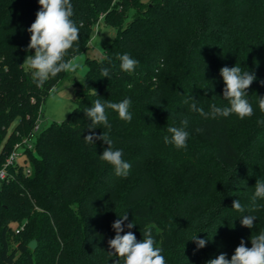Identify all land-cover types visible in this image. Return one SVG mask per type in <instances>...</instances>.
Masks as SVG:
<instances>
[{
	"label": "trees",
	"instance_id": "16d2710c",
	"mask_svg": "<svg viewBox=\"0 0 264 264\" xmlns=\"http://www.w3.org/2000/svg\"><path fill=\"white\" fill-rule=\"evenodd\" d=\"M71 3L79 40L66 60L89 48L101 22L116 34L102 60L87 58L76 107L38 131L43 102L69 72L37 86L22 63L34 55L27 29L38 0H0V169L15 143L34 135L33 148H23L27 159L7 166L0 180V264H113L112 224L126 213L137 240L152 229L166 264H206L220 253L230 259L241 239L251 247V236L264 231V200L252 201L256 181H264V0ZM125 53L139 62L132 73L120 68L117 56ZM236 65L256 76L246 97L253 115L212 118L211 105L229 106L220 69ZM125 98L131 122L107 110L113 148L131 164L118 177L100 159L107 145L84 140L91 124L84 113L96 99ZM185 118L187 147L177 149L164 137ZM96 127L97 135L107 131ZM236 199L244 213L232 208ZM244 215L256 218L252 229L241 225ZM192 235L206 246L197 249Z\"/></svg>",
	"mask_w": 264,
	"mask_h": 264
},
{
	"label": "clouds",
	"instance_id": "9594fccd",
	"mask_svg": "<svg viewBox=\"0 0 264 264\" xmlns=\"http://www.w3.org/2000/svg\"><path fill=\"white\" fill-rule=\"evenodd\" d=\"M38 3L40 10L36 13L35 21L27 29L31 34L27 49L29 51L34 49V55L26 56L22 66L26 72L30 73L37 86H42L61 72H76L81 68V64L75 58L65 59L69 50L79 40V28L72 19L74 11L71 0H38ZM91 43L89 41V44ZM117 58L120 60L121 70L128 73L134 72L139 63L127 53L118 55ZM220 75L225 84L223 98L229 102V106L211 105L212 118H226L231 114H236L241 119L252 116L253 107L246 97L247 90L256 80L255 74L250 71H242L241 67L236 65L231 68L222 67ZM101 76L109 79V69L101 68ZM94 94L97 95V92ZM130 107L131 100L129 98L118 103H102L100 99H96L93 106L87 108L84 113L91 120V124L88 126L89 134L84 137V140L89 144L101 140L107 145L100 155V159L110 164L118 177H127L131 164L123 159L122 149L113 148V140L109 136L112 125L109 122L107 110L115 111L121 120L131 122ZM259 107L264 112V98H260ZM191 109L199 111L205 118L209 115L204 113L202 108L197 109L195 104L191 105ZM258 124H264V120L258 121ZM97 125H102L107 131H102L97 135L92 131L98 128ZM181 125V127H168L167 131L171 136L164 137L165 143H171L177 149L186 148L189 138L188 119H182ZM258 199L264 200V181L260 180H257L254 186L253 204ZM232 208L241 213L245 212L239 199L233 201ZM127 220L126 213L119 216L112 224L116 234L108 241V245L109 252L117 257L113 264H120L121 261L123 264H166L162 249L155 246L152 229L146 228L142 234L143 238L137 240L136 235L131 231L136 224L132 221L125 225L124 222ZM255 220L256 218L252 215H244L240 222L243 227L252 229ZM125 227L128 229L126 232ZM121 233L124 234L121 235ZM250 239L251 247H247L245 240L241 239L230 259L226 253H220L216 258L208 260L206 264H264V231L252 235ZM188 240L193 241L197 249L204 248L208 242L198 238V235H192Z\"/></svg>",
	"mask_w": 264,
	"mask_h": 264
},
{
	"label": "rangeland",
	"instance_id": "374dc122",
	"mask_svg": "<svg viewBox=\"0 0 264 264\" xmlns=\"http://www.w3.org/2000/svg\"><path fill=\"white\" fill-rule=\"evenodd\" d=\"M130 19L129 17L127 21ZM115 34V29L104 22L96 25L89 48L72 57L77 59V62L81 64V68L76 72H69L68 76L56 88L51 90L43 102L38 122V131L54 121L60 122L64 120L76 107V99L78 97L76 93L77 85L86 78L89 70L87 58L102 60L105 57L104 47L113 41ZM25 159H27V155L23 153L19 156L18 161L23 163ZM14 226L16 225L14 224Z\"/></svg>",
	"mask_w": 264,
	"mask_h": 264
},
{
	"label": "built area",
	"instance_id": "2783aa9c",
	"mask_svg": "<svg viewBox=\"0 0 264 264\" xmlns=\"http://www.w3.org/2000/svg\"><path fill=\"white\" fill-rule=\"evenodd\" d=\"M38 128L39 126L37 125L35 127V130H37ZM33 139L34 135H32L31 138L26 137L21 142L15 143L12 152L8 155L6 159L5 165L0 169V180L6 179L8 177L6 167L15 164L18 161L19 156L24 153V147L33 148ZM20 149H22V151H20ZM27 172L30 173V169H28ZM22 228L23 227L17 228L16 232L18 233Z\"/></svg>",
	"mask_w": 264,
	"mask_h": 264
},
{
	"label": "water",
	"instance_id": "95a60500",
	"mask_svg": "<svg viewBox=\"0 0 264 264\" xmlns=\"http://www.w3.org/2000/svg\"><path fill=\"white\" fill-rule=\"evenodd\" d=\"M29 247L32 248V249H36L37 247V240L36 239H33L29 242Z\"/></svg>",
	"mask_w": 264,
	"mask_h": 264
}]
</instances>
